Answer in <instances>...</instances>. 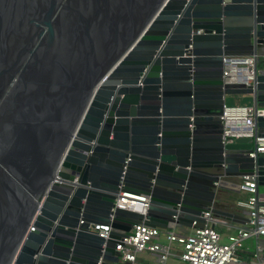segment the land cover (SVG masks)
<instances>
[{
  "label": "water",
  "instance_id": "1",
  "mask_svg": "<svg viewBox=\"0 0 264 264\" xmlns=\"http://www.w3.org/2000/svg\"><path fill=\"white\" fill-rule=\"evenodd\" d=\"M245 56L253 82L224 83ZM240 94L264 106V0H0V264L116 262L134 224L239 221L219 194L264 186L255 140L222 141Z\"/></svg>",
  "mask_w": 264,
  "mask_h": 264
},
{
  "label": "built area",
  "instance_id": "2",
  "mask_svg": "<svg viewBox=\"0 0 264 264\" xmlns=\"http://www.w3.org/2000/svg\"><path fill=\"white\" fill-rule=\"evenodd\" d=\"M252 56L228 57L223 61L224 83L250 85L254 80ZM256 116H264V106L254 108L248 104L225 103L221 109L222 141L224 144L237 138L255 140V153L264 154V135L256 133ZM239 190L248 192L246 198L240 199L237 205L242 208L250 222L251 228H238L235 234L229 235L226 242H221L220 233L215 229L219 218L205 212V224L202 227L188 228L178 232L173 222L165 228L149 226L145 223L134 224L130 234L123 237L115 245L118 255L116 262L98 264H134L137 254L148 251L156 255L157 264H169L170 256L177 257L186 264H241L238 251L243 240L251 235L264 236V193L258 192L255 175H244L236 184ZM148 197L138 194L122 193L115 200V206L144 213ZM90 229L99 235L106 236L110 226L106 224H90ZM177 247V250H174ZM255 264H264L263 247L256 246Z\"/></svg>",
  "mask_w": 264,
  "mask_h": 264
},
{
  "label": "crops",
  "instance_id": "3",
  "mask_svg": "<svg viewBox=\"0 0 264 264\" xmlns=\"http://www.w3.org/2000/svg\"><path fill=\"white\" fill-rule=\"evenodd\" d=\"M229 100V104H248L252 105V96L247 94H240V95H230L227 96ZM226 103V102H225ZM239 182L235 180L234 185L228 186L227 190L222 191L219 195H226L231 196L234 198V201L230 204H226V209L238 215L239 221H232L226 217H219L218 222L215 224V229L220 233V237L222 235L226 236L235 234L238 228H251L252 223L249 220L246 212L237 205L238 200L246 198L249 194L246 191L239 190L236 184ZM258 192L264 193V187L258 186ZM165 229L166 227H159ZM188 228L185 227H177L176 230L180 233L187 231ZM260 245L263 247V255H264V236L255 237L254 235L246 237L243 242L242 246L238 251L239 259L241 264H255L256 258L254 253L256 252V246ZM177 247H174V250H177ZM169 264L174 262L173 264H186L180 261L175 256H170L168 259ZM134 264H157L156 255L154 253L144 251L137 254L136 262Z\"/></svg>",
  "mask_w": 264,
  "mask_h": 264
},
{
  "label": "rangeland",
  "instance_id": "4",
  "mask_svg": "<svg viewBox=\"0 0 264 264\" xmlns=\"http://www.w3.org/2000/svg\"><path fill=\"white\" fill-rule=\"evenodd\" d=\"M228 97H229V96H228ZM225 102L229 104V100H228V98H226ZM261 187H264V186H261ZM226 241H227L226 236H225V235H224V236L222 235V237H221V242H226ZM171 263L173 264L174 262H171Z\"/></svg>",
  "mask_w": 264,
  "mask_h": 264
}]
</instances>
